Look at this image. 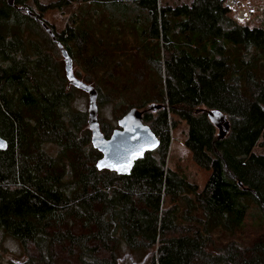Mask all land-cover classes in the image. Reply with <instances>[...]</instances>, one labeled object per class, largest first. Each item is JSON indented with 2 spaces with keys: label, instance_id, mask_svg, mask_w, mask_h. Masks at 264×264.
Listing matches in <instances>:
<instances>
[{
  "label": "trees",
  "instance_id": "1",
  "mask_svg": "<svg viewBox=\"0 0 264 264\" xmlns=\"http://www.w3.org/2000/svg\"><path fill=\"white\" fill-rule=\"evenodd\" d=\"M73 1L35 3L43 12ZM80 1L100 4L105 20L114 8L139 9L148 21L142 33L157 50L160 40L161 61L148 59V44L137 48L157 72L154 96L138 106H155L141 120L159 144L126 175L97 170L100 153L90 142L87 112L69 108L75 86L32 34L51 47L59 44L69 58L81 55L91 79L99 67L118 62L94 35L99 22L55 33L19 8L24 0H0V137L6 141L0 150V247L7 235L24 255L4 264H123L121 244L140 254L135 264H264V232L246 244H214L215 232L242 228L252 207L257 223L264 221V18L260 27L237 23L225 0L162 8L157 0ZM90 79L82 82L90 85ZM90 86L97 103L98 87ZM206 110L224 116L225 132L218 135ZM170 114L186 124L183 144L194 163L209 170L200 190L164 166ZM49 144L57 147L53 154L44 149ZM254 146L263 151L254 153ZM178 199L184 203L179 222Z\"/></svg>",
  "mask_w": 264,
  "mask_h": 264
},
{
  "label": "rangeland",
  "instance_id": "2",
  "mask_svg": "<svg viewBox=\"0 0 264 264\" xmlns=\"http://www.w3.org/2000/svg\"><path fill=\"white\" fill-rule=\"evenodd\" d=\"M35 1L40 6H48L58 0H24V4L19 7L26 13L28 8L31 17H38L40 21L51 26L55 33H59L66 26L72 27L78 25L81 27L84 24L92 26L99 22L97 24V33L94 35L98 34L101 37L100 39H104L106 44H109L104 48L106 50L105 53H109L108 55L111 60L118 61L117 64L119 66L116 67L117 64H115L113 67H99L96 73H92L94 75L90 79L89 71L81 64V55L79 57V55L75 54L73 57H70V68L74 78L86 82L90 79L92 81L91 84L98 87L100 96L96 103V121L100 132L105 138L108 137L113 129L118 128L116 122L129 109L128 107H134L141 111V113L150 108L152 103L146 104L143 107H139L138 105L143 104V101L147 97L151 101L154 96L156 84H158L157 72L150 68L147 62L144 63V51L142 48H137L140 42L141 46L148 44L153 53L151 57H148L150 61H153L157 56H160L161 61L164 51L160 40H158L157 50L154 40L149 39L146 33H142V30H145L148 24L145 13L139 9H132L130 13L129 8L128 13L127 9L122 8L120 10L118 8L119 11H116L114 8L111 18L105 20L108 12H103L104 8L100 4L83 3L80 0H76L60 8H46L43 12H40ZM190 2L191 0H157L158 7L161 8L189 4ZM236 2L237 9L241 10L243 14L241 18L234 19L235 22L249 27L262 26L264 0H236ZM103 13L105 14L104 16ZM233 14L234 10H231L232 18ZM120 20H123V24L120 23ZM32 38L38 40L43 45L46 53L54 61L57 71H62L63 75L64 60L59 49L51 47L47 42L48 45H46L43 37L37 34L36 31L32 34ZM117 44L119 47L122 46L118 50L115 47ZM138 50L139 53L137 52ZM69 108L86 113L87 94L82 89L73 87ZM168 119L173 121L174 125L172 128H167L169 140L165 152L164 166L175 170L178 174L180 173L186 181L196 185V190H200L208 177L209 170L197 166L192 160L190 152L184 146L183 141L186 134L185 122L171 114ZM80 128L81 131L84 128L82 123L80 124ZM44 149L46 152L53 154L57 150V147L54 144H49ZM252 151L254 153H261L263 148L254 146ZM165 204L169 206L166 199H164L163 205ZM175 206L177 208L176 219L179 222L181 212L184 210L183 200L178 199ZM249 211L250 213L245 218L243 227L236 230L233 234H229L224 230L222 232H215L214 244L218 246L227 240H235L239 244H246L255 235L264 232V221L260 225L257 223L260 219L257 214L258 210L252 207ZM190 214L191 216L197 215L195 211H191ZM119 251L124 259L123 264H135V260L140 262V254L128 251L123 244L120 245ZM22 257L24 255L17 241L7 235L3 236L0 247L1 262L4 264L7 262V259L21 260Z\"/></svg>",
  "mask_w": 264,
  "mask_h": 264
},
{
  "label": "water",
  "instance_id": "3",
  "mask_svg": "<svg viewBox=\"0 0 264 264\" xmlns=\"http://www.w3.org/2000/svg\"><path fill=\"white\" fill-rule=\"evenodd\" d=\"M64 60V70L68 81L75 87L81 88L87 94V124L90 131V142L100 157L95 162L97 170L106 169L118 175H126L133 163L140 159L145 152L153 151L159 144L156 136L149 127L142 123L141 111L132 107L128 109L116 122L118 128L113 129L107 138L102 136L96 121L97 106L95 89L73 77L70 68V58L58 44ZM154 105L150 106L154 109ZM207 117L218 128V135L222 130L220 118H224L218 111L206 110ZM6 148V141L0 137V150Z\"/></svg>",
  "mask_w": 264,
  "mask_h": 264
},
{
  "label": "built area",
  "instance_id": "4",
  "mask_svg": "<svg viewBox=\"0 0 264 264\" xmlns=\"http://www.w3.org/2000/svg\"><path fill=\"white\" fill-rule=\"evenodd\" d=\"M224 6L228 7L230 10H234L233 19H239L242 17L241 10L237 9V2L236 0H225Z\"/></svg>",
  "mask_w": 264,
  "mask_h": 264
},
{
  "label": "flooded vegetation",
  "instance_id": "5",
  "mask_svg": "<svg viewBox=\"0 0 264 264\" xmlns=\"http://www.w3.org/2000/svg\"><path fill=\"white\" fill-rule=\"evenodd\" d=\"M141 115H142V113H141Z\"/></svg>",
  "mask_w": 264,
  "mask_h": 264
}]
</instances>
